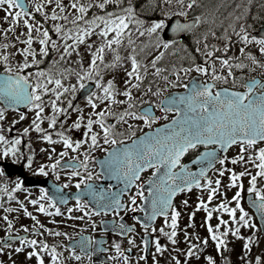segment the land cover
Segmentation results:
<instances>
[{
  "label": "snow or ice",
  "instance_id": "1",
  "mask_svg": "<svg viewBox=\"0 0 264 264\" xmlns=\"http://www.w3.org/2000/svg\"><path fill=\"white\" fill-rule=\"evenodd\" d=\"M0 12V264H264V0Z\"/></svg>",
  "mask_w": 264,
  "mask_h": 264
},
{
  "label": "rangeland",
  "instance_id": "2",
  "mask_svg": "<svg viewBox=\"0 0 264 264\" xmlns=\"http://www.w3.org/2000/svg\"><path fill=\"white\" fill-rule=\"evenodd\" d=\"M3 16V13L2 12H0V17H2ZM3 23V21L2 20H0V24H2ZM21 110H24V109H21ZM8 116L9 117H13L14 116V113H13V111L12 110H8ZM31 117V113H29V116L28 117H26L23 121H20L19 122V124H18V127H22V126H24L25 124H27L28 123V119ZM234 150L235 149H233L231 152H230V154L229 155H231V154H233V152H234ZM238 167V166H237ZM224 178H222V180H223ZM19 195H23V193H18ZM200 193L199 192H192V193H187L186 195L189 197V199H190V202L191 201H193L195 198H196V196L197 195H199ZM185 195V194H184ZM217 195H219V193L217 194ZM182 198V196L179 198V200ZM215 201H213V203H214ZM203 215H204V213H203V211H197L196 212V215H195V217H194V219H195V221H196V224H197V229H190V230H198L201 234H206V231H205V229L203 228V227H199L201 224H202V217H203ZM186 221H187V217H186V215L182 212L181 213V218H180V224H181V226L184 224V223H186ZM216 222V220H215V216L213 217V219H212V223H215ZM244 232H248L249 230L248 229H242ZM235 244H236V247H237V249L239 248V245H240V241H236L235 242ZM261 245L262 246H264V241H262L261 242ZM209 250H211V241H209ZM257 249L254 247L253 248V251L255 252ZM225 255H228V253L226 254L225 253ZM236 260H237V253H233L232 254V261H233V264H236ZM74 264H75V262H74Z\"/></svg>",
  "mask_w": 264,
  "mask_h": 264
},
{
  "label": "flooded vegetation",
  "instance_id": "3",
  "mask_svg": "<svg viewBox=\"0 0 264 264\" xmlns=\"http://www.w3.org/2000/svg\"><path fill=\"white\" fill-rule=\"evenodd\" d=\"M258 71V70H257ZM58 147V146H57ZM233 150V148H230L229 149V151H228V155L230 154V152ZM40 160V156H39V154H38V156H37V161H39ZM16 166H18L19 168H21V170L23 171V173H24V177L26 178V177H28V176H31L28 172H27V170H24L23 168H22V165H16ZM218 166V165H217ZM20 172H14L13 174L15 175V174H19ZM38 180L39 179H46L47 180V182H48V184L50 185L51 184V182L54 180V177H52L51 176V173L49 174V177H47V178H43V177H40V176H35ZM64 177L62 176L61 177V179H63ZM105 181H101V183H104ZM26 186H31V187H33V189H35V188H37L39 185L38 184H29V180L26 178ZM192 192H198V190L197 189H195V188H193L192 190H190L188 193H192ZM182 195H184V194H178L177 195V197H175L174 199L175 200H177V201H179V198L182 196ZM71 202V201H70ZM43 218V217H42ZM56 219H59V217H56ZM126 219H127V221L129 222V223H131V217H126ZM75 223H81V221H76ZM156 223H157V225H159V223H160V218H158L157 219V221H156ZM50 227H53V228H55L56 227V225H52V224H50L49 225ZM60 227H63V225H61ZM137 227H139V226H137ZM93 235H96L97 237H99V233L98 232H96V233H92ZM111 233H109L108 234V237H109V240L111 239ZM50 240L51 239H53V237H51V236H49L48 237ZM59 239H63V237H60ZM117 239H119V237H117ZM162 242H164V239L162 238ZM137 247H139V246H137ZM227 254V253H226ZM97 255H99V256H101V257H103V256H105V255H107L106 253H99V254H97ZM151 255V249L149 250V256ZM132 256H133V258H135V256H136V249H133V251H132ZM164 256L166 257L167 256V253L165 252L164 253ZM93 260L94 261H96V255H94L93 256ZM97 264H98V261H97ZM140 264H145V261H141L140 262ZM148 264H150V261L148 262Z\"/></svg>",
  "mask_w": 264,
  "mask_h": 264
},
{
  "label": "water",
  "instance_id": "4",
  "mask_svg": "<svg viewBox=\"0 0 264 264\" xmlns=\"http://www.w3.org/2000/svg\"><path fill=\"white\" fill-rule=\"evenodd\" d=\"M13 168L15 169L14 172H21V168H19L18 166L14 165ZM23 172V171H22ZM24 175V173H23ZM28 180H29V184H35L34 181L35 180H38L36 177H33V176H28L26 177Z\"/></svg>",
  "mask_w": 264,
  "mask_h": 264
}]
</instances>
